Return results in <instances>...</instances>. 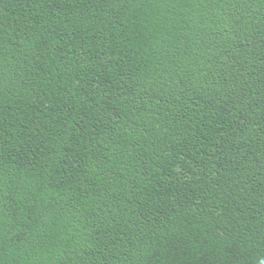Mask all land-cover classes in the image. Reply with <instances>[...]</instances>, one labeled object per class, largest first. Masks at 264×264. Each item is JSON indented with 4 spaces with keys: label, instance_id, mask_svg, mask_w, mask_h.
Listing matches in <instances>:
<instances>
[{
    "label": "trees",
    "instance_id": "trees-1",
    "mask_svg": "<svg viewBox=\"0 0 264 264\" xmlns=\"http://www.w3.org/2000/svg\"><path fill=\"white\" fill-rule=\"evenodd\" d=\"M264 0H0V264H258Z\"/></svg>",
    "mask_w": 264,
    "mask_h": 264
},
{
    "label": "clouds",
    "instance_id": "clouds-1",
    "mask_svg": "<svg viewBox=\"0 0 264 264\" xmlns=\"http://www.w3.org/2000/svg\"><path fill=\"white\" fill-rule=\"evenodd\" d=\"M258 264H264V257H261L258 261Z\"/></svg>",
    "mask_w": 264,
    "mask_h": 264
}]
</instances>
